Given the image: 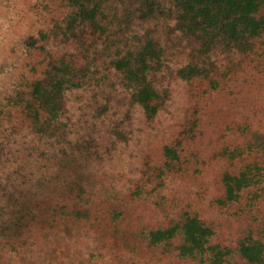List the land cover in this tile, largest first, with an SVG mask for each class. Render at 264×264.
I'll return each mask as SVG.
<instances>
[{
    "label": "rangeland",
    "instance_id": "rangeland-1",
    "mask_svg": "<svg viewBox=\"0 0 264 264\" xmlns=\"http://www.w3.org/2000/svg\"><path fill=\"white\" fill-rule=\"evenodd\" d=\"M84 3L0 0V264H264V35L257 54L178 36L153 114ZM207 58L217 87L186 72Z\"/></svg>",
    "mask_w": 264,
    "mask_h": 264
},
{
    "label": "trees",
    "instance_id": "trees-1",
    "mask_svg": "<svg viewBox=\"0 0 264 264\" xmlns=\"http://www.w3.org/2000/svg\"><path fill=\"white\" fill-rule=\"evenodd\" d=\"M109 1V0H106ZM121 6L110 8L102 0H85L80 6L82 15L89 20L94 31L107 33L112 27L120 34L121 55L118 62L119 69L127 68L124 79L128 86L134 89L135 95L146 106V110L156 113L155 106L150 101L160 99V93L153 86V74L163 69H169L173 60L169 53L178 36L185 40L197 37L201 40L202 53L211 49L226 50L233 48L236 52H259V40L264 35V14L260 19L253 14L264 8V0H115ZM79 3V2H78ZM157 21L153 31L149 32L148 39L142 40L139 36L130 39V27L133 21ZM259 45V46H258ZM245 61L239 60L233 64L235 70L242 67ZM254 62V61H253ZM188 72L192 77H210L212 86L217 87L221 73H215L210 58L191 62ZM184 70V69H183ZM181 70V72H185ZM63 69H52L50 75L52 87H36L38 94L44 96L47 102L54 105L62 95L59 87L69 80L65 79ZM56 98V100H55ZM58 105V104H57ZM38 114V112H37ZM39 115V114H38ZM231 186V185H230ZM241 188L240 186H237ZM228 189L231 188L228 186Z\"/></svg>",
    "mask_w": 264,
    "mask_h": 264
}]
</instances>
